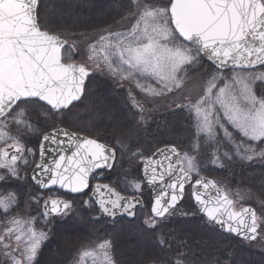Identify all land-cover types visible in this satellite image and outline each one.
<instances>
[{
	"label": "snow or ice",
	"instance_id": "1",
	"mask_svg": "<svg viewBox=\"0 0 264 264\" xmlns=\"http://www.w3.org/2000/svg\"><path fill=\"white\" fill-rule=\"evenodd\" d=\"M40 8L41 0H0V143L7 145L0 147V169L8 174L0 175V181L24 179L27 173L21 169L34 163L31 180L41 189L59 186L88 195L92 174L114 167L117 147L63 129L42 132L44 125L37 127L32 122L33 106L45 110V120L69 118L74 102L87 99L86 80L91 74L86 65L71 62L66 41L42 18ZM130 11L134 23L123 32L101 35L89 47V59L110 77L134 82L146 96L155 98L175 95L193 75L203 72L202 95L185 97V104H177L187 109L195 132L185 149L173 144L150 157L134 150L135 143L129 145L131 135L117 139L122 155L142 160L143 182L132 180L133 194L128 196L107 184H95L92 196L82 201L85 212L96 205L105 217L134 218L137 205L143 207L136 193L146 185L160 184L151 204L152 215L143 221L145 232H155L183 199L185 184L195 174L192 195L205 224L218 225L243 240H255L264 218H258L251 208L234 210L227 192L218 189L215 181L199 176L204 165L199 157L202 146H207L213 149L211 164L221 167V157L229 162L234 157L264 159V71L250 70L264 66V0H133ZM203 61L209 62L208 68ZM225 70L231 71V77L224 76ZM129 98L137 110L134 115L139 116L137 123L143 127L145 108L131 91ZM10 126L37 138L38 162L33 159L34 150L26 149L20 137L10 134ZM222 141L233 149L231 153L219 151ZM49 145L55 147L49 149ZM49 150L55 153L51 161L46 158ZM210 188L215 189L214 195ZM31 200L42 202L40 222L44 225L52 223L49 217L59 216V223L70 231L81 226L83 217L73 214L71 201L39 195H32ZM18 203L15 192L0 195V211L7 216L8 225L0 232L4 250L0 255L10 264H39L41 244L48 233L35 227L37 217L12 215ZM158 243L163 246L165 240L159 238ZM111 248L112 241L105 238L79 251L72 264H85L89 258L92 264H116ZM187 259L181 254L151 264H185Z\"/></svg>",
	"mask_w": 264,
	"mask_h": 264
},
{
	"label": "trees",
	"instance_id": "2",
	"mask_svg": "<svg viewBox=\"0 0 264 264\" xmlns=\"http://www.w3.org/2000/svg\"><path fill=\"white\" fill-rule=\"evenodd\" d=\"M132 4L133 0H41L40 13L58 34L84 33L113 29L130 11ZM117 89L105 78L93 75L87 84V99L83 98L75 104L76 107L72 109L69 118L61 117L54 121L117 147L118 160L114 169L107 173L106 180L121 189L119 180H123V173L128 167L134 168L140 176L141 159H130V154L122 155L116 144L117 139L131 135L129 145L135 143L134 150H138L145 157L163 144H175L180 150L185 149L193 139L195 129L191 116L180 109L159 110L153 116H146L144 126H139V116L134 115L137 111L126 101L125 92ZM232 150L221 142L220 152L231 153ZM212 151L211 147L202 146L199 158L204 160V165L200 174L215 178L231 195L236 194L239 189L250 192L263 206L264 159L242 161L234 157L229 162L221 157V167L220 164H211ZM115 178L119 179L118 182ZM8 192L23 194L24 201L27 195H38L39 191L31 182L0 183V195ZM143 195L148 207L151 196L147 188L144 189ZM249 203L259 206L253 200ZM78 205L83 217L81 225L86 224V227L80 226L75 231H70L60 224L58 219L54 227L46 228L49 237L41 245L39 264H72L73 257L87 241L98 239L104 233L106 238L112 240L116 264H151L157 259H176L181 254L188 258L185 264H264V252L256 247L255 242L247 243L205 224L194 207L186 213L187 215L176 209L162 221V226L155 232H145L144 210L140 211L137 219L132 222L122 220L110 223L103 219L95 222V206L85 212L86 206L81 202ZM49 219L55 221L53 218ZM159 238L165 240L163 246L158 243ZM136 241L146 243L138 248ZM132 249L139 254H132ZM1 258L2 255L0 264Z\"/></svg>",
	"mask_w": 264,
	"mask_h": 264
},
{
	"label": "rangeland",
	"instance_id": "3",
	"mask_svg": "<svg viewBox=\"0 0 264 264\" xmlns=\"http://www.w3.org/2000/svg\"><path fill=\"white\" fill-rule=\"evenodd\" d=\"M137 2L143 3V2H145V0H137ZM152 2L160 3L161 0H152ZM162 2L167 3V0H162ZM132 23H134V18L131 16V11H129L127 14H125L123 19L119 23H117V25L113 29L89 31V32H84V33L62 34V35L58 34V33L57 34L66 39V41H67V47L66 48H70L69 54L71 56V62H75L76 64L86 65L90 70L93 71L92 74L94 76L96 75L98 77H103L106 80L110 81L113 85H115L118 88L117 90L122 89L125 92L126 101L130 105H131V100L129 98V91H131V93L136 97L137 100H139L142 103L143 107L145 108V117L146 116L147 117L153 116V115H155V112H158L159 110L161 111L162 109H176V110L180 109L183 112L189 114L186 108L177 107V104H181V105L185 104L186 103L185 97L190 98V99H197V98H199L200 95H202L203 88H204V84L202 83L203 72L196 73L195 75H193L187 81L184 89L176 91L175 95L170 93L165 97L155 98V97H151V96H146L143 92L140 91L139 88L136 87L134 82H130L129 80L118 81V80L110 77L106 72H103L100 69L96 68L95 62L93 60L89 59V47L93 44H96L101 35L106 34L107 31L123 32V31L127 30V28H129ZM203 63H204L205 68L209 67L208 63H206L205 61H203ZM212 70L215 71L214 68ZM252 71H264V67L254 69ZM231 75H232V73L230 70L224 71V76L231 77ZM258 84H259V82H258ZM33 107L36 108V111L33 113L31 120H32V122L36 123L37 127H40V125H44L41 128L42 132H46L49 129L46 126L52 125V127L51 126L50 127L54 128L56 126L62 125V123H56V121H54L52 119L45 120V118H44V111L45 110L39 109L38 106H33ZM133 110L137 111L134 108H133ZM45 124H46V126H45ZM46 128H48V129H46ZM229 130L231 131V129H229ZM9 131H10V134L12 136L20 137L21 141L24 143L25 148L26 149L27 148L33 149L35 152V155H36V152L38 150L39 141L37 140V138L34 135L27 133L23 129H18L16 126H10ZM233 135H234V137H236L238 134L233 133ZM9 143H11V141H9ZM6 146H7L6 144L0 143V147H6ZM25 155H27V152L25 153ZM33 159L35 160V156L33 157ZM140 163L142 164V160H140ZM33 164H30V170L33 167ZM21 171H24V169H21ZM0 175L8 176L6 170H4V169H0ZM193 175L195 177H197L195 174H193ZM200 175L201 174L199 173V176ZM107 176H108V174L99 173L96 180H98V181H101L103 179L106 180ZM122 177H123L122 181L119 179H116V178H115V180L117 182H118V180L120 181L119 184H120L121 189L125 190V192L133 194L131 187H130V183L134 179L135 180H141L140 177L136 174L134 168H129V167L124 171ZM224 190H226V189H224ZM142 191H143V189H142ZM226 192L231 195V193L228 192L227 190H226ZM52 195H56V193L55 192L45 193L43 196L41 195V197L43 199H46L47 197L52 196ZM31 196H32L31 194L27 195L25 200L23 201L22 195H17L19 203H18V206L13 210L12 215H19L22 218H26L29 216L37 217V222H36L35 227L38 230L47 232L45 229L48 227L49 228L54 227L56 224L55 222H57L58 220H55V221L51 220L52 223L48 224V225H44L43 223H41L40 221L42 218L40 217V213L42 212V210H41L42 202L40 204H36L34 201L31 200ZM231 196L234 199L235 207L237 209L241 208L247 204H250L249 202H251L253 200V202H256L257 205H259V206L253 205L258 210V217L264 218V205L262 206L253 194H251L248 191L239 189V191L236 194H232ZM190 199L192 200V197H191V194L189 193V190H188L187 197L185 198L184 202L179 207V210H178L179 212L181 211V213L182 212L188 213V212L193 210V208H192L193 205H192V202ZM79 202H81V204H82V200H80ZM79 202L77 203L76 206H74V203H72L73 204V214L74 215L79 214V216H81L82 213H81V210H80L79 205H78ZM0 213H1L0 232H3V230L8 226L5 223V221L7 220V216L2 211ZM149 216H151V214L149 212L145 213V215L143 217V221L146 218H148ZM81 227H86V224H82ZM119 228L120 227H118V229ZM47 233H48V237H49V232H47ZM104 235H106V233H104ZM104 235H100V238H98V239H93V240L90 239L89 241H87V243L83 246V248L80 251H82L86 248H91L93 245L99 243L101 240L105 239L104 237L101 238ZM107 239H110V238H107ZM43 243H44V241L42 242V244ZM145 243L146 242H143V241H136L137 246H139L138 248H141L142 246H144ZM255 243L254 244L256 245V247L258 249H261L264 252V222L261 223L260 237ZM113 249H114V247L112 246L111 256L114 260H116V257L114 256V250ZM1 250H2V252L4 251L2 248H1ZM134 253L139 254V252L132 249V254H134ZM1 262H2V264H10V261L8 260V258L6 256H3V255L1 258ZM85 264H92L91 259L90 258L87 259Z\"/></svg>",
	"mask_w": 264,
	"mask_h": 264
},
{
	"label": "water",
	"instance_id": "4",
	"mask_svg": "<svg viewBox=\"0 0 264 264\" xmlns=\"http://www.w3.org/2000/svg\"><path fill=\"white\" fill-rule=\"evenodd\" d=\"M61 39H63V38H61ZM64 41H66L65 39H63ZM258 67V66H257ZM90 73H91V71H90ZM86 82H87V80H86ZM74 103H76V102H74ZM58 129H63V130H65V131H69V132H72V131H70L69 129H66V128H58ZM78 135H80V136H82V137H85V135H82V134H78ZM86 137H89V136H86ZM61 138H63V137H61ZM89 138H91V137H89ZM170 146H172V145H165V146H163V147H161V148H159V149H164V148H166V147H170ZM52 147H55L54 145H49V149H51ZM9 151L11 152V150L9 149ZM157 151H155L154 153H156ZM153 153V154H154ZM153 154L151 155V156H153ZM55 155V153L54 152H52L51 150H49V152H48V154H47V160L48 161H51L52 160V158H53V156ZM150 157V156H149ZM38 161H39V159H38ZM99 170H105V169H98V170H96L95 172H97V171H99ZM108 171V170H107ZM94 172V173H95ZM93 173V174H94ZM141 173H142V177H143V165H142V168H141ZM92 174V175H93ZM200 177H203V178H205V179H207V180H210V181H215L213 178H211V177H209V176H200ZM167 179V178H166ZM197 179V178H196ZM195 179V180H196ZM195 180H194V178L192 177V181L190 182V183H188V184H185V190H184V194H183V199H184V197H185V194H186V186H188V185H191V187H192V189H193V185H194V183H195ZM216 182V181H215ZM103 185V184H102ZM108 185V184H107ZM37 186V185H36ZM147 187H148V189L150 190V192H151V194H152V200L154 199V197H155V195L161 190V187H162V185H160V184H156V185H146ZM216 186H217V188L218 189H220L221 191H224L220 186H219V184L216 182ZM39 187V186H38ZM109 187H111L110 185H109ZM40 188V187H39ZM112 188V187H111ZM49 189H59V190H62V191H64V192H66V193H70V192H68V191H66V190H64V189H61V188H59V186H52L51 188H49ZM114 189V188H113ZM210 193H212L213 195H214V193H215V189H212V188H210L209 190H208ZM117 192H119V191H117ZM121 193V192H120ZM71 194H77V193H71ZM122 195H126V194H123V193H121ZM91 196H92V193H91ZM126 196H128V195H126ZM137 196H139L140 198H142L140 195H137ZM192 197H193V195H192ZM229 198L230 199H232L230 196H229ZM182 199V200H183ZM63 200V199H62ZM142 200H143V198H142ZM182 200H180L178 203H177V205L179 204V203H181L182 202ZM233 200V199H232ZM193 201H194V204H195V207H196V209H197V211L201 214V215H204L203 214V212H200L199 210H198V205L196 204V202H195V200H194V197H193ZM176 205V206H177ZM143 206H144V200H143ZM96 207H98V206H96ZM140 208H142L141 206H139V205H137V208H136V212H137V210L138 209H140ZM233 208H234V201H233ZM243 208H251V209H253L254 211H255V213H256V209L253 207V206H250V205H246V206H244V207H242L240 210H242ZM235 210V209H234ZM240 210H236V211H240ZM171 211V210H170ZM100 215L102 216V217H104V218H108V217H105V216H103L101 213H100ZM257 215V214H256ZM123 217H126L127 219H129V220H133V219H135V217L134 218H132V217H127L126 215H117L114 219L113 218H108V219H111V220H113V221H117V220H119V219H121V218H123ZM218 230H220L221 232H224L222 229H220L219 228V226L217 225V226H215ZM258 232H259V229H258ZM224 233H226V232H224ZM258 236L259 235H257V238H258ZM256 238V239H257ZM255 239V240H256ZM247 242H251V241H254V240H246Z\"/></svg>",
	"mask_w": 264,
	"mask_h": 264
},
{
	"label": "flooded vegetation",
	"instance_id": "5",
	"mask_svg": "<svg viewBox=\"0 0 264 264\" xmlns=\"http://www.w3.org/2000/svg\"><path fill=\"white\" fill-rule=\"evenodd\" d=\"M38 155H39V153H38V150H37V152H36V155H35V161L37 162V159H38ZM34 165V164H33ZM24 172H26L27 174H26V176H25V178L24 179H16V178H13V177H8V179H7V181H0L1 183H9V182H19V183H27V182H31V170H30V166H29V168L28 169H24V171H22V173H24ZM98 173H101V172H98ZM97 177H98V175L97 174H95V176H93L92 178H91V180L89 181V183H90V188H92V186L96 183H100L101 181H98V180H96L97 179ZM32 183V182H31ZM49 192H55L56 193V195H52L51 197L52 198H63V199H66V200H68V201H71V202H73L72 200L75 198V196H73V195H66V194H64V193H61V192H59V191H48V192H46V193H49ZM91 194V189L88 191V195H86V199H89L90 198V195ZM39 195V194H38ZM40 195H44L43 194V192H42V194H40ZM48 198V197H47ZM46 198V199H47Z\"/></svg>",
	"mask_w": 264,
	"mask_h": 264
}]
</instances>
